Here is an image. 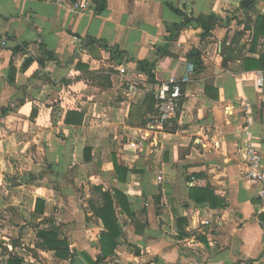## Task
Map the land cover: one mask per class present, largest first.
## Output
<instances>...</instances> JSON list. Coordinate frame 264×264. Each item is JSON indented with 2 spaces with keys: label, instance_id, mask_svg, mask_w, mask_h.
Returning <instances> with one entry per match:
<instances>
[{
  "label": "crops",
  "instance_id": "0c3cea01",
  "mask_svg": "<svg viewBox=\"0 0 264 264\" xmlns=\"http://www.w3.org/2000/svg\"><path fill=\"white\" fill-rule=\"evenodd\" d=\"M242 1L107 0L96 13L92 0H0V221L17 233L3 264L9 252L22 264H264L259 184L244 175L249 140L264 158V69L245 70L243 60L264 54V34L252 44L264 0ZM184 15L215 16L210 34L189 24L167 41ZM99 42L134 60L117 64ZM154 59L151 84L135 60ZM188 64L181 110L150 128L146 94ZM70 110L80 124L65 123ZM114 163L128 169L121 180ZM190 188L206 201L194 202ZM114 189L124 196L125 208L114 198L121 233L103 256L93 208ZM48 219L71 258L38 247ZM21 225L33 233L27 243Z\"/></svg>",
  "mask_w": 264,
  "mask_h": 264
},
{
  "label": "trees",
  "instance_id": "16d2710c",
  "mask_svg": "<svg viewBox=\"0 0 264 264\" xmlns=\"http://www.w3.org/2000/svg\"><path fill=\"white\" fill-rule=\"evenodd\" d=\"M94 3V12L100 13L102 10L106 8L107 0H92ZM250 0H244L241 2V7H248L250 5ZM215 16L213 15H206V16H198L196 18H190L184 15V21L182 24L178 25L176 23H172L168 26L169 35L167 36L166 40L170 41L173 39V37L180 31L181 28L193 24L198 25L203 29L202 37H205L210 34V29H212ZM259 34H264V18L261 17L256 24L254 25V34L252 39V44H254L257 41V38ZM100 46H102L104 49L109 51L110 57L112 60H114L117 64L122 63L123 61H133L134 59L128 54L120 49L117 45L114 46H108L106 44L101 45V42H99ZM167 48V44H165L162 47H157V54H165ZM19 48H14L15 50H18ZM252 49H254L252 47ZM190 55V54H189ZM47 57L49 60L54 59V56L51 52H47ZM244 68L245 70H249L251 67L264 69V54H261L258 58V60L252 59V58H244ZM138 69L143 72L146 77L147 81L151 84H155V78H154V65H155V59L154 60H135ZM196 62V61H195ZM43 62L41 59H39V64H42ZM198 64V62H196ZM251 66V67H250ZM12 68L10 66V72ZM8 80L10 82H13L12 75L9 76ZM144 105H145V112L150 113L152 116L157 113V110L155 108L156 99L153 92H149L146 94L144 98ZM9 109L4 108L1 111V114H5ZM35 115L36 110H32V115ZM82 113L77 112L75 110L67 111L65 115V123L66 124H80L82 122ZM149 120H145L142 122L143 125H145ZM171 121V120H170ZM164 127H167V125H164ZM115 171L118 176V178L121 180L124 178V175L128 172V169L124 166H119L116 163H114ZM204 189L201 188H190L189 190V197L196 203L198 202H204L206 201V197H200L199 194H201ZM114 198L119 202L122 208H125V203L123 201L124 196L121 194V192L117 189H114V195H111L110 190H101V204L97 205L93 208V212L96 215L98 219H100L103 230L100 233V247L102 250V255H108L114 251V248L117 244V238L120 236L121 229L115 219L114 211H115V205H114ZM42 203L41 200H36V210L37 204ZM39 210V209H38ZM126 212L129 214V212L126 210ZM49 222V226L41 228L37 231V237L39 238L38 247L43 250H50L54 252V255L60 259H68L71 258L72 252L69 247V243L65 237H62L59 232V228L54 224L53 220H46ZM23 258L20 257L16 252H9L8 253V260L7 264H22Z\"/></svg>",
  "mask_w": 264,
  "mask_h": 264
},
{
  "label": "built area",
  "instance_id": "2783aa9c",
  "mask_svg": "<svg viewBox=\"0 0 264 264\" xmlns=\"http://www.w3.org/2000/svg\"><path fill=\"white\" fill-rule=\"evenodd\" d=\"M84 7V6H82ZM193 71V65L188 64L186 72L177 80H171L169 83H163L155 92L157 113L152 116L150 128L155 126L171 125V119L181 110L184 98V86L189 82ZM264 83V79L258 78L259 87ZM246 114L249 112V106L244 104ZM248 117V115H247ZM249 123V121H248ZM247 129V127H245ZM249 132L246 131V134ZM244 175L247 179L259 184L257 192L259 202L264 208V158L249 140L245 146Z\"/></svg>",
  "mask_w": 264,
  "mask_h": 264
},
{
  "label": "rangeland",
  "instance_id": "374dc122",
  "mask_svg": "<svg viewBox=\"0 0 264 264\" xmlns=\"http://www.w3.org/2000/svg\"><path fill=\"white\" fill-rule=\"evenodd\" d=\"M108 142L110 143V141H108ZM91 171L93 172L94 170H91ZM13 174H14V171H12V173H9V175H5V177L7 179H10L11 177L15 179L16 178V175H13ZM11 182L12 181H10V183ZM6 186H7V189H8L9 188L8 185H6ZM0 214L2 215L3 213L0 212ZM0 219L1 220H7L6 218L1 217V216H0ZM8 222H10V218H9V221ZM0 224L1 225L4 224V225H2L3 227H1L2 229H0V230H2V231H0V264H3V262H4V255H3V253H4V249L6 248L5 244H10L11 239L14 236H16L17 233L14 232V228L11 226V224L5 223V222L2 223V221H0ZM18 226H19V224H18ZM26 229H27L26 228V225H21V227L19 228V230H22L23 231V233H19L18 234V236H22V238H23V241H21V243L22 242L23 243H27V242H29V240L31 238H33V233L30 234L28 231L27 232H24ZM21 243H20V241H19V243L18 242L16 243L17 244L16 250L19 251V252H24V251L27 252L28 247L26 248V246H21ZM22 248H24V251L22 250Z\"/></svg>",
  "mask_w": 264,
  "mask_h": 264
},
{
  "label": "water",
  "instance_id": "95a60500",
  "mask_svg": "<svg viewBox=\"0 0 264 264\" xmlns=\"http://www.w3.org/2000/svg\"><path fill=\"white\" fill-rule=\"evenodd\" d=\"M86 41V40H85ZM85 43V42H84ZM84 43L82 44H80L79 46H78V48H82V46L84 45ZM77 50V49H76Z\"/></svg>",
  "mask_w": 264,
  "mask_h": 264
}]
</instances>
